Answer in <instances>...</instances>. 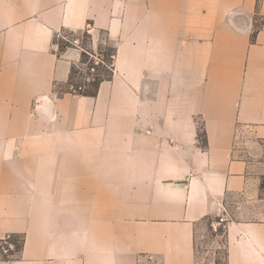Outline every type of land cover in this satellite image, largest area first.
Listing matches in <instances>:
<instances>
[{
    "label": "crops",
    "instance_id": "1",
    "mask_svg": "<svg viewBox=\"0 0 264 264\" xmlns=\"http://www.w3.org/2000/svg\"><path fill=\"white\" fill-rule=\"evenodd\" d=\"M88 29L116 50L95 97L56 43ZM263 142L264 0H0V243L23 240L0 264H197ZM223 238L224 264H264V222Z\"/></svg>",
    "mask_w": 264,
    "mask_h": 264
},
{
    "label": "rangeland",
    "instance_id": "2",
    "mask_svg": "<svg viewBox=\"0 0 264 264\" xmlns=\"http://www.w3.org/2000/svg\"><path fill=\"white\" fill-rule=\"evenodd\" d=\"M90 29V28H89ZM88 29V30H89ZM95 41L90 36L87 31L84 32H70L62 31L56 39V43L67 45L68 49H74L69 44L70 41H78V45L81 49L94 55L96 58L104 62L103 67L99 72H95V77L102 76L107 77L112 75L113 68L112 63L108 62L109 55L113 50L115 53V48L111 42L107 40L105 33L99 32L95 33ZM67 49V50H68ZM82 55L83 52L79 51ZM86 55V54H85ZM82 60V56H81ZM80 60V61H81ZM76 74L72 79V84L79 85L82 87V91L91 90V84L93 83L92 75H80V70L76 68ZM90 80V81H89ZM84 86V87H83ZM240 146L245 150L248 149L247 140L244 139L240 143ZM262 155L259 157L260 162H264V142L259 144ZM264 177L261 179V188L259 191L257 189L250 190L242 195H231L227 200V213L223 223L220 221V217H211L203 220L197 226L196 236H195V248H196V258L197 264H224L226 261V249L225 240L223 238L225 227L228 223L235 222H264ZM220 223L218 236L213 231L212 224ZM16 240L18 246H21L23 240L21 237L11 238L12 243ZM3 247H8L5 242L0 243V257L5 256L8 258L17 257L19 253H15L13 256L10 254H4Z\"/></svg>",
    "mask_w": 264,
    "mask_h": 264
},
{
    "label": "trees",
    "instance_id": "3",
    "mask_svg": "<svg viewBox=\"0 0 264 264\" xmlns=\"http://www.w3.org/2000/svg\"><path fill=\"white\" fill-rule=\"evenodd\" d=\"M58 46H59V51L60 52H65L69 48L67 45L66 46L65 45L63 46V44H60V43H58ZM115 55H116V50H115V53H113V50H112L111 53H110V55L108 56L109 57L108 62L109 63L111 62L112 65H113V59H112V57H115ZM88 60H89V57L87 55L83 54L82 55V60L80 61V63L87 64ZM102 67H103L102 65H100L99 67H97L96 68V72H99ZM75 74H76V69H75V66H74L72 68V70H71V75H70V79H69V88H71V87H75V88L81 87L79 85L72 84V79H73V77H74ZM81 74L82 73H80V75ZM111 77H112V75H111ZM111 77L108 76V78L107 77L105 78V77H102V76H99V75L97 77L94 76L93 77V83L91 84V90L83 91V92L78 91L77 93H79L81 95H84V96L95 97L97 95V93H98L100 84L102 82H104V81L110 80ZM71 92L75 93L72 90H71ZM262 187H264V185H262ZM9 237L10 238H15L17 236H9ZM12 243L15 245V251L13 253H11L10 255L13 256L15 253H19L20 254V252L22 251L23 242H22L21 246H18V244L16 243V240H14ZM0 258H2L4 260H9L10 259V258L5 257V256H2Z\"/></svg>",
    "mask_w": 264,
    "mask_h": 264
},
{
    "label": "built area",
    "instance_id": "4",
    "mask_svg": "<svg viewBox=\"0 0 264 264\" xmlns=\"http://www.w3.org/2000/svg\"><path fill=\"white\" fill-rule=\"evenodd\" d=\"M87 32L90 33V30ZM69 44L72 46V48L76 49L77 51L83 52L89 57L87 64H82L80 62L77 64L76 68L80 70V73H83L85 75L89 74V75L94 76L96 72V68L99 67L100 65H104V62H102L100 59L96 58L94 55L90 54L89 52H86L85 50L81 49L78 45V41L76 40L70 41ZM112 59L114 60V57H112ZM70 90L77 93L78 91H82V87H77V88L71 87ZM220 218H221L220 219L221 223H223L225 219L222 217ZM220 225H221L220 223H217L216 225L212 224L213 231L217 234V236H218ZM10 239H11L10 237H7L4 241H2L8 245V247H3L4 254H10L11 251H15V245L10 242Z\"/></svg>",
    "mask_w": 264,
    "mask_h": 264
}]
</instances>
